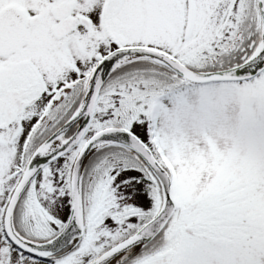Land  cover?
<instances>
[{
	"label": "snow or ice",
	"instance_id": "snow-or-ice-1",
	"mask_svg": "<svg viewBox=\"0 0 264 264\" xmlns=\"http://www.w3.org/2000/svg\"><path fill=\"white\" fill-rule=\"evenodd\" d=\"M0 264H264V0H0Z\"/></svg>",
	"mask_w": 264,
	"mask_h": 264
}]
</instances>
